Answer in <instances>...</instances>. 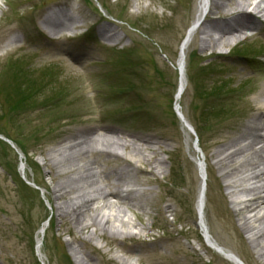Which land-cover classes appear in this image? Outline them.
Instances as JSON below:
<instances>
[{"label":"rangeland","instance_id":"374dc122","mask_svg":"<svg viewBox=\"0 0 264 264\" xmlns=\"http://www.w3.org/2000/svg\"><path fill=\"white\" fill-rule=\"evenodd\" d=\"M197 7L198 0H0V264H235L205 243L197 211L202 185L212 239L243 264H264L238 226L223 166L212 155L260 113L255 84L264 71V25L234 45L202 49L200 27L217 36L208 14L202 17L177 101L179 48ZM67 9L68 30L43 28L47 12ZM12 35L17 41L7 47ZM103 128L162 161L161 173L151 161L131 172L140 204L120 206L136 225L130 236L82 229L85 213L68 214L80 184L67 166L92 159L107 172L96 180L104 192L115 189L113 171L126 167L105 153L57 152ZM143 136L150 148L138 141ZM116 151L129 156L130 149ZM62 185L73 190L54 198L52 188Z\"/></svg>","mask_w":264,"mask_h":264},{"label":"bare ground","instance_id":"6f19581e","mask_svg":"<svg viewBox=\"0 0 264 264\" xmlns=\"http://www.w3.org/2000/svg\"><path fill=\"white\" fill-rule=\"evenodd\" d=\"M250 9V10H249ZM213 13L219 14L217 17H212ZM208 14V15H207ZM207 15L206 23H209L211 28L217 33L216 38H211L202 27L199 32L202 35L200 37L201 48L215 47L219 44L229 45L239 41L238 34L246 29H255L256 23L260 24L264 19V0H198L197 14L194 23H198L202 17ZM62 17L67 19L68 16L64 10L58 12H47L41 23L46 30L51 34H58L61 31L62 25L57 23L58 19ZM206 18V17H205ZM252 19L253 24H249ZM205 20V19H204ZM197 26V25H196ZM195 29L194 28L187 34V38L182 43L178 54V66L181 68L182 60H185V53L189 43V39ZM234 32L236 35H232ZM17 41V36L12 35L7 47L14 44ZM256 74H254V77ZM258 82L255 84L258 94L256 96V109L260 111L253 115L252 119L242 124L239 131L235 133L227 142L221 144L214 150L212 154L216 160V164H222L223 168L218 167L222 173V177L225 178V188L230 190L229 202L232 204V211L236 215V220L239 228L246 234L248 242L255 249L257 255L264 259V119L261 120L260 116H264V71L256 76ZM184 75L183 72L179 81L180 92L177 93L176 100L181 98V94L184 90ZM103 133L95 134L90 138H81L80 141H76L78 137L63 145L57 152L60 155H66L68 151L69 157L84 156L83 153L114 155L119 157L126 163L125 168H117L113 171L115 177V189L113 191L104 192L102 188L96 183L97 179L107 172L98 170L95 166V162L92 159H86L78 164L73 162L66 167L70 173L71 179H76L80 184L76 190L77 194L71 197L70 209H66L68 214L77 215L85 213L87 221L81 224L82 229H88L90 226L100 229L102 231H117L120 235L130 236L131 228H136L130 218L125 217L126 213L121 209V205L124 204L128 207H135L140 204L139 193L135 190H130L127 194L120 189L119 184L131 183L132 171H143L138 167V162L154 164V169L161 173L157 166L162 162L157 158L144 154V148L137 146L135 141H129L125 137H119V135H113L109 129L103 128ZM108 133V135H106ZM109 133L111 135L109 136ZM113 135V136H112ZM74 141V142H73ZM146 148L151 147V138L141 137L138 139ZM92 144H99L94 146ZM79 145L78 151L72 150ZM128 151V155L124 153H118L116 150ZM66 151V152H64ZM71 151V153H69ZM127 153V152H125ZM127 156V157H126ZM21 157V156H20ZM19 166L20 171L24 169L22 163ZM94 163V165H92ZM200 170L203 175L202 162L199 164ZM62 168L59 172H63ZM102 173V174H101ZM77 177V178H76ZM73 185H62L58 188H52L54 198L63 197L65 194L71 191ZM73 190V188H72ZM204 188L197 197V210L200 215L199 226L203 232L205 243L208 247L216 250L227 259L232 260L235 264L238 258L222 247L212 239L205 222L203 219L204 214ZM109 197L115 200L109 199ZM96 201V202H95ZM87 203V204H86ZM97 203V204H96ZM140 207H142L140 205ZM55 210H59L60 206L55 203ZM139 208V207H138ZM124 212V213H123ZM47 225L42 224L36 234V248H40L42 236L45 232ZM141 231V230H140ZM92 233V232H91ZM242 263V262H241Z\"/></svg>","mask_w":264,"mask_h":264}]
</instances>
